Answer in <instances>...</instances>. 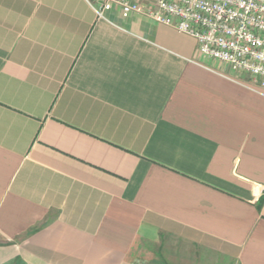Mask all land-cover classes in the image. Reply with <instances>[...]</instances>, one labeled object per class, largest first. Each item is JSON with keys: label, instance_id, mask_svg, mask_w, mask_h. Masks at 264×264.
Returning <instances> with one entry per match:
<instances>
[{"label": "crops", "instance_id": "1", "mask_svg": "<svg viewBox=\"0 0 264 264\" xmlns=\"http://www.w3.org/2000/svg\"><path fill=\"white\" fill-rule=\"evenodd\" d=\"M96 8L0 0V264H264V93Z\"/></svg>", "mask_w": 264, "mask_h": 264}, {"label": "built area", "instance_id": "2", "mask_svg": "<svg viewBox=\"0 0 264 264\" xmlns=\"http://www.w3.org/2000/svg\"><path fill=\"white\" fill-rule=\"evenodd\" d=\"M98 18L115 6L194 38L199 52L244 75L264 93V0H97Z\"/></svg>", "mask_w": 264, "mask_h": 264}, {"label": "rangeland", "instance_id": "3", "mask_svg": "<svg viewBox=\"0 0 264 264\" xmlns=\"http://www.w3.org/2000/svg\"><path fill=\"white\" fill-rule=\"evenodd\" d=\"M183 249H184L185 253H181L182 254V260H180L179 262L183 261V259L186 260V261L188 260L189 262H191L194 259V256L196 254H198V258H200V259H202V258L205 259L206 258V257L204 258V256H203L205 254H202V253L200 254V252H197L191 246L183 245ZM161 250H164V251H160L159 255H161V258L164 259L166 264H176L175 259H177V260L181 259L180 258V254L176 253L178 251H175L173 246L170 247V248H166L165 247V249L163 248ZM198 264H203V263H198Z\"/></svg>", "mask_w": 264, "mask_h": 264}, {"label": "trees", "instance_id": "4", "mask_svg": "<svg viewBox=\"0 0 264 264\" xmlns=\"http://www.w3.org/2000/svg\"><path fill=\"white\" fill-rule=\"evenodd\" d=\"M264 204V198L262 199L261 203L259 204V208H261V206ZM17 264H19V261L17 262Z\"/></svg>", "mask_w": 264, "mask_h": 264}]
</instances>
